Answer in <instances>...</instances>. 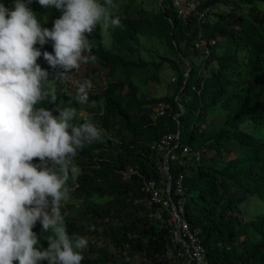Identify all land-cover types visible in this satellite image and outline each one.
I'll return each mask as SVG.
<instances>
[{"label": "trees", "instance_id": "trees-1", "mask_svg": "<svg viewBox=\"0 0 264 264\" xmlns=\"http://www.w3.org/2000/svg\"><path fill=\"white\" fill-rule=\"evenodd\" d=\"M167 1L168 6L161 5L157 20L152 22L146 17L135 19L129 16L123 18L122 14L114 15L121 21L114 32V46L124 48L128 41L135 40L138 35L150 34L166 40L189 68V73L179 72L177 91L171 99L176 111L170 112L169 109L156 121L148 118L147 113L143 116L147 118L146 120L134 116L131 105L125 101L121 84L116 80V76L121 75L127 80L129 95L136 98L137 89L131 80V74L136 69L144 68L145 64L129 61L117 52H106L101 42L98 48H91L93 55L107 69L109 77L106 88L98 97L103 101V121L106 125L120 124L121 137L125 131L128 133V136H123L122 140L127 146L126 153L131 159L120 156L114 158L113 162L100 161L98 167L94 168L97 166V161L93 159L100 157L91 152L90 160L87 162L89 166L80 174V180L85 182L90 178L91 173L101 174L98 170L101 168L105 170L106 166L119 170L127 164L136 163L138 154L145 157L152 154L150 148L152 142L166 133L175 134L178 131V123L174 120V116L180 112L179 104H181L184 108V114L179 119L182 143L192 149V155L186 157L192 163L184 184L188 197L186 213L194 232L200 237L207 250L209 263L264 264V216L254 224V234L259 236V240L254 242L248 237L244 245L236 247L238 229L244 223L242 204L254 197L264 201V0H239L242 3L238 6L239 10L246 8L247 5L253 10L263 9L261 15L256 16L255 19L249 18L246 14L229 11L215 14V20L212 21L210 11L208 12L203 28L205 36L211 40H216L215 36H219V43L217 42L209 57H205L195 47L200 30L198 20L192 17L185 23L170 1ZM225 1L227 0H206L204 8L201 9ZM3 2L9 8L14 6V0H3ZM39 5L38 0H32L28 7L32 11H38ZM125 12L128 14V10ZM48 27L51 29L53 26ZM36 47L42 53L48 51L54 54V48L39 44ZM241 55L246 59L245 63L241 62ZM41 57L43 58V55ZM189 57L205 60L202 71L209 76L205 77L202 72L197 73L198 66L189 61ZM214 62L217 63L216 66H212ZM160 67L161 65L156 66L158 69ZM236 76L242 80L236 82L234 80ZM198 90H202L201 95H198ZM178 96H188L191 99L183 103L176 100ZM49 101L50 98L43 100L36 107L56 109V103ZM160 102L165 103L167 99H152L151 107ZM215 106L227 111L226 121L209 140H200V132L203 133L201 128L204 126L208 110ZM53 115H58V112L53 111ZM185 119L190 128L187 143L183 141L182 130ZM138 140L142 142L140 146ZM99 143L100 141L92 143L96 151L99 150ZM90 145L78 151L73 160L81 157ZM210 148L214 155L210 158L205 157L206 151ZM197 152H200L199 158L195 156ZM136 155L137 158L134 159ZM223 156H227L228 159L222 167H218L217 163ZM137 162L141 167L149 168L143 164L142 158ZM33 163L39 164L40 161L37 158ZM179 170V166L174 168L175 173ZM142 173L146 176L153 173L155 178L158 177L156 171L142 170ZM134 184L140 191V180L137 179ZM128 186L126 185L125 189L133 188V184L130 188ZM111 188L116 194L122 193L121 188L117 186ZM99 195L103 197L106 192L100 191ZM83 201L87 204L84 215L90 214L99 218L111 216L105 209L102 211L103 214L100 213L97 207L93 206L89 196H84L81 202ZM127 201L128 199L124 204L130 205L132 200ZM167 225L169 229L173 227L169 217ZM65 226L71 238L75 235L81 236L71 219L67 220ZM121 228L125 231V236L123 240L115 237L118 243L129 244L133 248L139 247L155 262L157 261L155 255L159 253L157 264H178L176 258H174L176 262L163 258L167 253L164 235L167 231H160L158 228L152 230L149 221L143 218H137L135 222L128 224L124 223ZM32 230L37 234L39 242L44 241L43 249H46L48 247L46 237L52 235V232L50 230L44 232L39 221ZM243 233L249 234L245 230L241 234ZM83 256L82 264L102 263L99 257H90L84 250Z\"/></svg>", "mask_w": 264, "mask_h": 264}, {"label": "clouds", "instance_id": "clouds-1", "mask_svg": "<svg viewBox=\"0 0 264 264\" xmlns=\"http://www.w3.org/2000/svg\"><path fill=\"white\" fill-rule=\"evenodd\" d=\"M31 2L14 0L9 8L0 0V264H82L88 241L67 234L61 207L70 198V176L79 174L73 158L101 141L102 130L90 121L75 123V109L36 107L49 98L56 101L48 72L37 60L43 55L51 67L63 70L58 77L63 78L95 60L85 54L91 52L86 33L101 21L105 28L121 21L110 11L113 0H38L62 10L48 29L28 7ZM48 41L54 54L36 47ZM91 88V81L78 84L79 103L87 102ZM37 158L40 163H33ZM37 221L52 232L46 249L37 246L32 230Z\"/></svg>", "mask_w": 264, "mask_h": 264}, {"label": "rangeland", "instance_id": "rangeland-1", "mask_svg": "<svg viewBox=\"0 0 264 264\" xmlns=\"http://www.w3.org/2000/svg\"><path fill=\"white\" fill-rule=\"evenodd\" d=\"M195 1L200 4V8H204L206 0ZM101 2H103V0H101ZM113 3L115 7L110 9L113 16L122 14L123 18L129 16L135 19L146 17L151 22L157 20L161 5L164 4L168 6L167 0H113ZM240 4L242 3L239 0H227L211 6L209 7L210 19L213 21L215 20V14L228 13L229 11L246 14L249 18L255 19L256 16H260L263 12V9L260 11L253 10L248 5L246 8L239 10L238 6ZM125 10H128V14ZM33 12L36 14L37 19L40 20L41 26L48 29V26H53L54 21L62 15V10H58L54 6L43 7L39 5L38 11ZM115 30L116 26H108L105 28L101 21L93 33H86V36L90 41L91 48H98L101 42L104 51L111 53L117 52L122 54L129 61L145 64L144 68L136 69L131 74V80L137 89L136 98H132L129 95L130 88L127 84V80L121 75L116 76V80L121 84V90L125 101L130 104L133 109V115L139 119L142 118L146 120L147 118H143V116L147 113L149 116L148 118L152 120L155 115V105L151 107L150 104L152 99H167L165 103L169 106L170 112L176 111L171 103V99L177 91L179 72L183 71L189 73L188 65L183 62L180 55H176L164 38H158L150 34L138 35L135 40L128 41L124 48H116L114 46ZM215 38L219 43V36L216 35ZM52 44V41H48L44 46L53 48ZM85 54L94 56L92 51ZM240 59L242 63L246 62V59L242 55ZM188 60L198 66L197 73L202 72L205 77L209 76V74L202 71L205 60H195L192 57H189ZM37 63L48 72V87L54 90L56 106L75 109V123L90 121L102 130L99 152L96 151L95 146L91 144L81 157L77 160H73V163L79 169V174L75 179L70 176L66 185L69 189L70 198L66 203H63L61 207L65 225L68 219L72 220L74 227L79 229L81 237H84L88 241V246L84 249V252L90 257H99L102 260L101 264H157L159 261V253L155 255L157 260L155 262L147 252L139 247L133 248L129 244L123 242L118 243L116 241L118 238L124 239L125 231L121 226L124 223L128 224L129 222H135L137 218L148 220L150 228L152 230H158L157 222L151 217L153 209L150 208L145 196L138 191V186L134 184L139 177L124 179L119 174L117 168H109L106 166L105 170L103 168L98 170V173L101 172V174L94 175L91 173L90 178L85 182L84 180H80V174L83 173L84 170H87L85 168L89 166L87 162L90 160L91 152L100 157L93 159L97 161V166L94 168L98 167V162L100 161L109 163L113 162L114 158L120 156L128 157L126 153L127 146L124 140H122V137L128 136V133L125 131L124 135L121 137L119 131L122 127L120 124L117 126L106 125L103 121V101L98 99V97L108 83L109 77L107 75V69L104 68L95 57L94 61L89 60L88 63H81L78 70H73L65 77L58 78L59 73L63 71L62 69L51 67L42 57L38 58ZM157 65H161V67L158 69L156 68ZM216 65L217 63H212V66ZM234 80L240 82L242 78L236 76ZM84 81H91L92 88L88 90L87 102L79 103L77 87L79 83ZM189 99L191 98L188 96H178L176 100L186 103ZM144 108H146V110H143ZM227 116V111L220 106L210 107L204 121V126L201 128L203 133L199 131V139L209 140V138L224 125ZM182 130L184 133L183 141L187 143L189 141L190 128L187 125L186 119L184 120ZM137 142L138 146L142 144L140 140ZM140 155L141 154H138L137 161L143 157ZM213 155L214 152L210 148L206 151L204 156L210 158ZM136 158L137 155L134 159ZM145 158L148 162L153 164V168L149 167L146 169L142 166L139 171L140 174H142V170L150 172L156 171L158 173L157 178H160L161 174L156 166L160 163L161 158L151 153ZM227 159V156H223L217 163V166L222 167ZM36 161L37 159L33 160V162ZM111 166H113V164ZM99 167H101V165H99ZM149 176L154 177L153 173ZM132 184V189H125L126 185H129L128 187L130 188ZM111 186L121 188L122 193L116 194V191L112 190ZM100 191H105L106 195L101 197L99 195ZM86 195L91 198L93 206H96L100 213L105 209L107 212H110L111 216L99 218L91 216L90 214L84 215L83 212L86 210L87 204L85 201L81 202V200H84V196ZM127 199V202L132 200L130 205L124 204V201ZM241 208L243 211L244 223L239 226L236 247L244 245L248 237L254 242L259 240V236L254 234V224L259 218L264 216V201L258 197H254L243 203ZM40 225L42 226L41 223ZM244 230L248 231L249 234H241ZM164 235L167 253L163 258L170 262H176L174 259L176 258V247L171 242L170 233L166 232ZM43 244L44 241H40L37 246L43 249ZM14 264H18V261L14 262ZM39 264H48V261H41Z\"/></svg>", "mask_w": 264, "mask_h": 264}, {"label": "built area", "instance_id": "built-area-1", "mask_svg": "<svg viewBox=\"0 0 264 264\" xmlns=\"http://www.w3.org/2000/svg\"><path fill=\"white\" fill-rule=\"evenodd\" d=\"M169 1L185 23L192 17L198 20L200 30L195 47L205 57L211 56L217 41L208 39L203 29L210 9H201L200 4L195 0ZM201 92L202 90H198V95H201ZM179 106L180 112L174 116V120L178 123V131L175 134L166 133L150 145L152 154L161 158L160 163L156 166L161 174L160 178L140 174L139 162L127 164L118 172L124 179L139 177L140 192L148 200L150 208L153 209L151 217L157 222L160 231L165 230L170 233L171 242L176 247L175 257L179 264H210L207 250L200 237L194 232L186 213L188 197L184 186L185 176L192 168V163L186 157L192 155V149L189 145L182 143L179 119L184 114V108L181 104ZM167 110H169V106L160 102L154 106L153 119L156 121L163 117ZM195 156L199 158L200 152L195 153ZM142 162L145 166L153 168V164L148 162L145 156L142 157ZM178 166L180 170L175 173L174 168ZM168 217L173 225L171 229L167 225Z\"/></svg>", "mask_w": 264, "mask_h": 264}, {"label": "water", "instance_id": "water-1", "mask_svg": "<svg viewBox=\"0 0 264 264\" xmlns=\"http://www.w3.org/2000/svg\"><path fill=\"white\" fill-rule=\"evenodd\" d=\"M173 40H174V38H173Z\"/></svg>", "mask_w": 264, "mask_h": 264}]
</instances>
